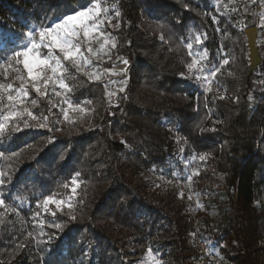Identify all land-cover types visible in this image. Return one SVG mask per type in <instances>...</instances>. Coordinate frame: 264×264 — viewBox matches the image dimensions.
I'll return each mask as SVG.
<instances>
[{"label":"trees","instance_id":"1","mask_svg":"<svg viewBox=\"0 0 264 264\" xmlns=\"http://www.w3.org/2000/svg\"><path fill=\"white\" fill-rule=\"evenodd\" d=\"M84 4L0 0V32L18 35ZM103 6L111 21L104 18L97 30L113 38L101 50L111 54L103 65L108 69L124 58L127 71L108 75L109 97L100 79L86 74L101 75L102 68L89 71L83 64L80 73L69 65L75 77L65 81L70 93L57 86L59 96L47 89L40 97L29 85L23 103L55 127L17 133L6 155L23 152L0 160V171L11 176L0 191L5 205L16 210L0 206V264H205L193 232L209 236L215 264H264V29L257 27L260 62L250 71L244 26L253 18L247 19L243 0H102ZM160 23L166 27L157 30ZM103 41L99 35L84 46L89 58L87 48L99 55ZM205 52L204 66L221 69L215 77L187 69ZM0 65V83L18 87L16 65L3 59ZM207 75V82L198 79ZM201 127L215 131L201 133ZM50 135L56 139L45 146ZM147 170L159 177L152 180ZM165 176L185 183L189 206L161 189ZM49 195L64 202L62 211L49 205L59 219L37 207ZM193 215L199 220L195 231ZM54 219L64 232L48 227ZM39 220L47 235L40 236ZM50 235V243L37 242Z\"/></svg>","mask_w":264,"mask_h":264},{"label":"snow or ice","instance_id":"2","mask_svg":"<svg viewBox=\"0 0 264 264\" xmlns=\"http://www.w3.org/2000/svg\"><path fill=\"white\" fill-rule=\"evenodd\" d=\"M113 9L117 8V5H111ZM185 8H188V5H184ZM109 7H102V0H85V4L81 5L78 9H73L70 13L64 14L60 17H56L53 20H49L47 23L42 22L39 26L32 25L28 27L26 32H22L18 35L8 34L0 32V49H3L4 52L10 51V55L4 56L0 53V59L4 60V63L11 66L16 65L13 69L15 72L14 79L20 81L18 87L14 88L12 83H0V103H3L4 99L7 100V105L0 109V148H3V151H0V160H8L19 156L23 149L20 152H11L10 156H7L6 153L9 152L10 144L17 138V133H22L27 129H47L49 132H52L55 125L49 123L50 118L48 116L37 117L34 115V112L26 106L23 101L27 100L29 97V85L31 89H34L35 92L40 96L44 97L47 95V88L49 85L53 86V91L57 96L60 95V92L55 91L58 86L66 94L72 92V87L66 83V79L72 78V73L70 67L74 68L77 73L83 72V65L89 67L92 66V61L89 57L85 56L81 50V45L85 43L82 37H89L94 31L104 24V18L109 22L111 21V16L108 15ZM121 13L117 10L115 16L119 18ZM215 19V18H213ZM119 23L113 25L115 28H119ZM157 30L164 29L165 24H157ZM104 42L100 45L101 49H104L105 45L113 40L111 34L104 35ZM161 40H163V35H161ZM195 42L197 44L201 43V37L199 35L195 36ZM9 45L11 47H9ZM111 46L116 47V43L112 42ZM188 49L193 48L192 43L187 44ZM89 53L97 59L101 60L102 57L98 56L91 47L87 48ZM189 55H194L191 51ZM108 59H111V54H108ZM120 59V63L124 66H127L129 61L124 58ZM207 60V52L200 56L199 60L193 59L191 63L187 64L188 70L195 69L196 71H203L210 73L211 77H215L220 68L216 67L214 70L207 66H204V61ZM211 63V61H209ZM229 61L227 59L223 60V64L227 65ZM22 65V68L20 67ZM3 65H0L2 68ZM26 71L27 75L25 76L23 72ZM121 71H127L126 67ZM90 79L99 80L100 75H96L95 72L86 73ZM201 82H207L209 77L201 76L198 77ZM126 82V77H125ZM208 90L207 88L205 89ZM15 92V95L12 92ZM123 91V88L121 89ZM111 95V94H110ZM223 99V97H221ZM65 102H67V95H65ZM31 105L33 108L37 106V100H31ZM55 107V105H53ZM68 107L72 108L73 105L68 103ZM50 110V109H49ZM63 111V109H62ZM41 121L38 123H30V121ZM203 123V121L201 122ZM201 133L206 131H215V128H199ZM40 133H37L39 135ZM56 139L54 136H49L45 146L52 145L53 141ZM26 147L31 148L32 145H26ZM40 149L39 151H42ZM39 154V152L37 153ZM207 153L200 154L199 160L204 161L207 157ZM35 159V157H34ZM60 160L64 161L65 156L61 155ZM198 173H193L188 175L187 179L191 181L193 175ZM80 173L76 172L72 176L71 182L73 185H76ZM7 181H11V176L5 171H0V186H4ZM73 192L76 191L75 187L72 189ZM5 194L0 191V206L5 205ZM63 201L54 200L52 195L45 196L42 201H37V207L43 208L44 212L50 213L52 217H57V213L51 211L49 208L50 204H55L57 209L62 211ZM82 203V201H81ZM126 203V201H122ZM9 211L15 212L14 208L11 206H6ZM74 203L69 200L67 204L69 220L74 221L76 219L75 215H72L74 211ZM41 213L38 211L35 213L36 218H39ZM41 227L40 236L47 235L43 232L44 221L39 220ZM48 227L60 230L64 232L65 225L62 223L56 222V219L52 220ZM67 234V233H65ZM55 238L54 235L48 236L47 241L39 240L38 243H50ZM148 252L151 253L152 249L149 248ZM48 264H51L49 261Z\"/></svg>","mask_w":264,"mask_h":264},{"label":"built area","instance_id":"3","mask_svg":"<svg viewBox=\"0 0 264 264\" xmlns=\"http://www.w3.org/2000/svg\"><path fill=\"white\" fill-rule=\"evenodd\" d=\"M243 1H245L247 5L246 16H249V18L251 17L253 18V24L256 27L258 26L264 27V0H243ZM98 56L102 57L103 60L108 58L107 53L99 54ZM197 60H199V58ZM106 69L107 68H102V73L100 75V82L103 88L107 91L110 86H109V78H108L109 76L106 74ZM47 89H50L55 94L52 85H49ZM55 91L59 92L57 88L55 89ZM12 94L15 95L14 93ZM146 174H148L152 180H156L159 177L158 173L152 170H147ZM165 182L174 183L177 186H179L181 190H183L184 192L185 191L189 192V189L187 188L185 183L181 181L180 178L171 179L165 176L164 180H162V183L164 184ZM161 189L165 191L164 186ZM191 218H192V223L194 225V220H195L194 215L191 216ZM193 230L195 231V225L193 226ZM194 246L201 252V259L205 261V264H215L214 256L209 253L207 248L200 241L194 239Z\"/></svg>","mask_w":264,"mask_h":264},{"label":"rangeland","instance_id":"4","mask_svg":"<svg viewBox=\"0 0 264 264\" xmlns=\"http://www.w3.org/2000/svg\"><path fill=\"white\" fill-rule=\"evenodd\" d=\"M248 25H253V24H248ZM253 26H255V25H253ZM258 26V25H257ZM247 27V26H246ZM258 27H261V28H263L264 29V27H262V26H258ZM244 28H245V26H244ZM100 35V32L98 31V30H96V31H94L89 37H87V38H84V37H82V39L85 41V43H83L82 45H81V50H82V52L84 53V55L85 56H87V57H89L88 56V54H86L85 52H84V46L86 47V46H89V45H91L94 41H95V39L96 38H98V36ZM104 42V41H103ZM256 42H257V39H256ZM260 42V41H259ZM105 47L107 48V46L105 45ZM104 47V48H105ZM101 50H103V49H101L100 47L98 48V51H99V54H103V53H105V51H101ZM105 50V49H104ZM258 52L260 53V51L258 50ZM91 61H92V65H93V67L94 68H92V66L91 67H86V65H83V67L85 68V69H88L89 71H92L93 69H95V67L96 68H105L104 67V65L103 64H105L106 62H108V60L107 59H101V60H97L94 56H92L91 58H89ZM110 62H112V61H109V63ZM113 63V62H112ZM123 68H125V66L124 65H122L120 62L118 63H113V66L111 67V68H108V69H106V74L107 75H115V74H117V73H119V72H121V70L123 69ZM23 74L26 76L27 75V73H26V71H24L23 72ZM205 77H209L208 75L207 76H205ZM116 87V86H115ZM116 91H117V88L116 89H114V92L116 93ZM106 92V95L109 97V95L111 94V92H109L108 90L107 91H105ZM15 94V93H14ZM4 105L6 106L7 105V100H6V98L4 99ZM221 179V178H220ZM222 180V179H221ZM159 186H164V189H165V191H169V190H171L172 191V193H174L176 196H177V198L178 199H180V200H182V201H186V203H187V206H189V199L187 198V197H189V198H192V195H188L187 193L188 192H184L183 190H181V188L179 187V186H177L176 184H174V183H167V182H165L164 184L162 183V185H159ZM161 187V188H162ZM212 197H213V194H212ZM193 200V199H192ZM194 209H195V200H194ZM194 212V211H193ZM198 219H195L194 220V225L196 226L197 225V223H198ZM193 225V226H194ZM194 234H195V236H194V239H197L198 241H200L206 248H207V250L209 251V246H208V238H209V236L208 235H206V234H201V235H199L197 232H193ZM210 253V252H209Z\"/></svg>","mask_w":264,"mask_h":264},{"label":"water","instance_id":"5","mask_svg":"<svg viewBox=\"0 0 264 264\" xmlns=\"http://www.w3.org/2000/svg\"><path fill=\"white\" fill-rule=\"evenodd\" d=\"M249 19V16H247ZM244 33L247 39V47H248V58L251 63L250 71L254 70L258 63L260 62L259 52L256 46V39H257V27L253 25H248L244 28Z\"/></svg>","mask_w":264,"mask_h":264}]
</instances>
